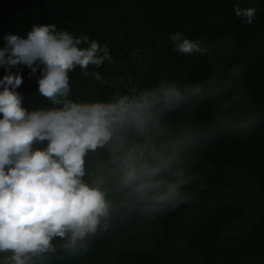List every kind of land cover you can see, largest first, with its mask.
I'll use <instances>...</instances> for the list:
<instances>
[{
    "label": "trees",
    "instance_id": "obj_1",
    "mask_svg": "<svg viewBox=\"0 0 264 264\" xmlns=\"http://www.w3.org/2000/svg\"><path fill=\"white\" fill-rule=\"evenodd\" d=\"M234 7L255 8L253 22L244 23ZM37 24L87 35L112 57L89 66L103 84L79 67L71 71L69 99L107 100L161 80L182 89L199 82L202 93L161 120L168 136L187 129L194 138L188 165L195 179L185 189L192 199L151 218L121 209L86 254L73 257L56 239L57 252L36 264H264V0H0V48L7 34L25 37ZM176 32L208 51L174 52L169 36ZM8 71L23 78L16 91L24 107H56L38 93L39 69L0 66V79ZM254 115V128L235 129ZM107 161L106 150L89 153L85 180ZM112 198L120 199L115 192Z\"/></svg>",
    "mask_w": 264,
    "mask_h": 264
},
{
    "label": "clouds",
    "instance_id": "obj_2",
    "mask_svg": "<svg viewBox=\"0 0 264 264\" xmlns=\"http://www.w3.org/2000/svg\"><path fill=\"white\" fill-rule=\"evenodd\" d=\"M233 10L246 24L256 14L255 8ZM169 40L179 54L208 51L180 32ZM4 42L0 66L24 65L31 74L39 69L38 93L56 107L30 111L16 91L22 76L8 71L0 79V264H36L57 252L56 239L73 257L86 254L121 209L151 218L192 199L185 189L195 179L188 165L194 138L187 129L168 136L161 120L186 98L201 95L199 82L182 89L161 80L107 100L74 101L69 73L79 67L103 84L100 73L88 69L112 61L106 46L89 42L87 35L57 31L53 24L33 25L25 37L7 34ZM258 121L254 115L235 129L250 130ZM102 149L107 164L86 181V157Z\"/></svg>",
    "mask_w": 264,
    "mask_h": 264
}]
</instances>
